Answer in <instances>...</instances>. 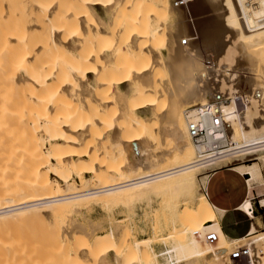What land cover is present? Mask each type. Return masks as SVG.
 <instances>
[{
    "label": "bare ground",
    "instance_id": "6f19581e",
    "mask_svg": "<svg viewBox=\"0 0 264 264\" xmlns=\"http://www.w3.org/2000/svg\"><path fill=\"white\" fill-rule=\"evenodd\" d=\"M48 1L44 0L41 5L36 4L40 6L37 8L45 11V14H54L58 23L68 21L65 22L66 25L69 22L79 24L78 18L83 16L85 10L91 11L98 21L100 18L94 12L95 7L103 6L102 9L105 11L108 8L107 13L110 9H116L113 14L118 17L113 18L120 24L117 25V30L124 21L127 22L123 24L124 27L135 24L133 26L136 28L132 30L136 31L138 39L134 41L135 38L132 39V35L127 36L130 34L128 33L120 40L121 36L118 35L119 41L111 39L113 42L105 43L113 54L116 51L117 55L119 51L121 54L125 53L117 56L118 58L112 57L120 58L119 62H116L117 65L113 66L115 61L112 64L110 60L109 67L104 62H107V59L103 61L104 70L109 67L110 76L114 73L112 78L107 76L103 67L97 70L100 65L96 66L93 63L92 59L95 56L91 59L92 65L85 62L81 64L83 58L81 47L84 46L81 43H84L77 40L76 36L71 40L69 36L61 37L62 35L53 32L56 33L53 39L45 42L35 40L31 46L32 42L21 41L25 38L15 42L17 37L13 35L15 40H12L13 37L11 40L15 43L11 42L12 47L18 46L17 50L21 52L16 65L19 71L0 73V117H3L1 120L4 117L17 116L19 105L26 109L30 107L33 112L29 111V114L26 113L27 116L22 118L26 117V123L29 120V123L34 124L36 131L47 134L51 143H48L50 146L45 151L42 142L44 138L38 137L39 142L35 136L34 141L31 140L34 144L29 147V152L13 153V149L12 153H4L5 155L0 157V264H22L21 253L23 251L24 254L26 249L24 248V251L20 246L19 229L24 222L25 226L29 225L30 222L26 221L35 224L33 222L36 220L42 227L49 229L64 224L65 229L63 222L65 219L83 210H91L95 205L101 207L117 203L126 205L137 198L159 195L168 197V194H172V197L177 193L183 197L181 200L183 208L179 215L181 222L177 224L172 218L167 226L165 225L172 230L169 234L154 236L158 230L162 231L163 226L156 221L151 229L153 233L151 237L131 240L129 237L133 238L131 233L134 230L128 225L129 222H123V219L114 223L112 221L111 224L109 222L110 227L104 235L96 234L94 232L96 229L93 228L94 233L82 232L85 230L83 227L81 228L83 230L66 228L62 232L59 228L56 234L53 233L54 237L50 232L53 239L50 241L52 243L50 252L48 250V253H51V257L48 256V264H107L104 255L109 253L114 255V264H126L125 260L127 262L131 258L134 260L130 264H233L228 256L230 251L238 246L249 249L250 264H264V236L252 234L257 231L255 223L250 227L251 235L241 239L226 237L220 227L223 211L214 207L203 192L210 177L207 171L224 166H230L232 171L244 176L249 189L254 190L264 185V0H256L250 4H246L244 0H188L181 6H174L172 0H68L69 5H65L68 10L64 8L65 11H60L63 15V18L61 17L63 20L60 21L61 15L56 9L64 2ZM2 2L0 0V6ZM122 12L127 15H123ZM130 16H133V19ZM83 17L84 20L85 16ZM121 17L124 19H119ZM149 17L156 20L157 26L148 28ZM164 21H171L173 24L170 27L166 25L167 23L164 24ZM53 26L51 24V28ZM111 31L109 29V33ZM161 33L163 38L160 36ZM183 38H187V43H181ZM7 41L1 42L9 46L11 43ZM156 41H160L164 46L166 58L156 54L154 50ZM128 45H131L128 50L133 49L131 54L124 49L126 46L129 47ZM207 50L212 53L211 59L207 60L208 66L206 62L201 64L198 62L203 51ZM5 52L7 50L4 54ZM49 52H55L54 58H51ZM126 53L130 55L125 56ZM11 54L14 55V52ZM48 55H51V59ZM7 60L2 61L6 63ZM9 62L11 63V60ZM218 65L219 67L224 65L222 67L226 69L222 70V73L228 72V79H222V76L226 75L222 73L218 81L213 80L216 76L214 78L211 76L212 80L209 79L211 66L212 68L216 66L214 68L217 71ZM115 66L120 70L114 69ZM159 68L169 70L166 71L169 78L166 79L168 81H164L165 83L155 80V72ZM100 70L104 73H99ZM86 74H91L93 78L90 77L95 81L100 80L98 84L104 87L102 89L101 85L99 87L96 83V87L102 90V94L98 95L103 97L98 98V95L93 97L95 98L93 103L102 101L99 107L104 109L107 102L111 105L106 107V109L110 107L107 109L108 113L106 109L103 111L97 107L99 111H94L90 118L84 119L85 121L81 120L82 118L76 120L78 112L67 113V110L63 111L62 108L72 104L74 100L78 103L83 101L84 105L86 96L91 97L89 95L91 89L87 90L90 83L86 82ZM100 74H106L107 79L104 75L101 77L104 80L101 81ZM197 79L201 81V85L199 82V85H196ZM241 82L248 86L247 92H239L238 84ZM124 83L128 86L127 95L124 97L126 99L124 101L123 95L118 91L120 95L118 97L116 93L117 101L121 96L122 101L119 102L124 103H119L121 108L115 109L112 104L116 102V98H110V102L106 97L109 93L114 94L115 87ZM185 84L188 85L185 87ZM95 89L92 88V92ZM105 90L106 93L103 92ZM73 93L75 97L77 96L76 99ZM90 97L91 102L93 99ZM205 104H210L212 106L210 113L215 114H210L209 119L201 118L221 126L219 128L217 124L207 126L205 136L207 140L204 139L197 144L188 133V120L191 119L190 116L197 114L199 106ZM23 108L21 114L26 110ZM112 108L117 110V112L114 110L117 114ZM141 110L148 111L150 115L141 116L139 114ZM112 112V118L116 115L114 122L112 118L107 119ZM152 119L158 121L154 127L151 125L153 129L147 124V121ZM220 137L222 148L218 151L213 148L212 142ZM92 139L104 141L108 144L104 145L107 148L101 146L104 142L99 145V142H92ZM53 141L55 143H52ZM94 143H99L101 151L96 150ZM74 156L77 161H74ZM247 157H255L254 160L257 162L239 163ZM197 171L203 173L199 179L200 192L194 197L192 189L195 184L194 174ZM85 172L88 173V177L84 176ZM72 176L78 177L79 183L76 186L74 179L70 183ZM194 191L196 192L195 188ZM259 202L264 206V195L259 198ZM252 208L250 198H246L239 206V209L248 213L254 221L257 219L251 211ZM65 221L70 223L69 220ZM73 221L72 224H77ZM27 227L29 231V226ZM209 231L216 233V240L213 242L206 240V233ZM26 238L24 241H28ZM155 240L160 241L162 246L157 252L153 248ZM122 257L125 259L124 262Z\"/></svg>",
    "mask_w": 264,
    "mask_h": 264
},
{
    "label": "rangeland",
    "instance_id": "374dc122",
    "mask_svg": "<svg viewBox=\"0 0 264 264\" xmlns=\"http://www.w3.org/2000/svg\"><path fill=\"white\" fill-rule=\"evenodd\" d=\"M3 2V4H2V6H0V62H2V64H0V66H2L3 67V69H1L0 70V73H11V72H17V71H19V68H16V65H17V63L19 62L18 60L20 59V56H19V54H21V52H19L17 49H19L18 48V46H14L13 45V47H12V43L11 42H14V41H12V40H15V37H17V40H15V42H20L19 41V39H23V38H25V39H23V40H21L22 42L23 41H25V42H32V43H30V45L32 46V44L35 42V40L38 42V40L40 41V42H45V40L47 41H49L50 39H53L52 37H54V35L56 34H53V32H57L58 34L57 35H62L61 37H67V36H69L68 38H70L71 40L72 39H75V36H76V38H77V40H82V42L84 43V44H82L81 43V45H84V46H82L81 48H82V50H81V48H80V50H81V53H82V55H83V58H81V60L83 61H81V64L82 63H84L85 62V64L87 63H89L90 65H92L93 63H95V65L96 64H98V65H100V66H98V65H96V66H98L97 67V70L98 69H101L100 67H103L102 65H104V63H103V61L105 60V59H107V62L106 61H104L106 64H108V66L109 65H111V63L113 64L114 63V61H115V64H113V66L114 65H117L116 64V62L118 63L119 62V60H120V58L119 59H117L118 57L117 56H120V55H123V54H125V53H123V54H121L120 52L121 51H119V55H117V52L118 51H116V52H114V54H113V51H111L110 52V50L108 49V45L106 46V44H108L110 41H111V39L113 40V41H115V40H117V41H119L121 38H124V36H126L128 33H130V34H128L127 36H129V37H132L133 36V38L132 39H134V41L135 40H137L138 38L136 37V31L133 29L132 30V28H136V26H133V25H135V24H132V25H128V26H123V24H126L127 22H125L124 21V23H121V28H119V30H117V28H118V26L117 25H119L120 26V24L116 21V19L115 18H117L118 16H115V14H113L114 12H116V9H110L109 11H108V13H107V10H108V8L106 9V11L104 10V9H102V8H104L103 6H100L99 7V9H102L103 11H104V15L105 16H102V15H100L99 13H95L96 14V16H99L98 18H100V19H98V21L97 20H95V17L91 14V11L89 12V11H87V10H85L84 12H83V16H85V19L83 20V18L81 17V18H78V21L81 23H79L78 21H77V23H79V24H76L75 22L74 23H72L71 24V22H69V23H67L68 25H66V23L65 22H68V21H64L62 24H61V22H59L58 23V21L55 19V15L54 14H51V13H47V14H45V11H42V10H40L39 8H37V6L38 7H40L39 5H41L43 2H44V0H2ZM9 1V2H8ZM29 1V2H28ZM46 1H48V0H46ZM60 1V0H59ZM64 3H63V2ZM33 2V3H32ZM42 2V3H41ZM48 2H50V1H48ZM69 1L68 0H61L60 1V3H63V5L61 6L60 5V7H57V8H59V9H56L57 11L59 10V15H61V16H59L58 14H56L57 16H59L60 17V19H59V21L60 20H63V19H61V17L63 18V15L60 13V11L62 12V11H65V10H63L64 8L66 9V10H68V8H67V6H65V5H69V3H68ZM35 3V4H34ZM41 3V4H40ZM59 3V2H58ZM58 3H57V5H58ZM8 6H7V5ZM33 4H34V6H33ZM36 4H39V5H37L36 6ZM13 5V6H12ZM10 6V7H9ZM31 6H33V7H31ZM65 6V7H64ZM9 7V8H8ZM63 7V8H62ZM69 7V6H68ZM70 8V7H69ZM38 9H39V11H38ZM62 9V10H61ZM7 10V11H6ZM10 10H12L11 11V13H10ZM9 11V12H8ZM44 14H43V13ZM126 12V11H125ZM125 12H122V14L124 15V14H126ZM53 13V12H52ZM130 14H132V13H130ZM13 15V16H12ZM127 15V14H126ZM9 16V17H8ZM122 16V15H121ZM14 19H13V18ZM18 17V18H17ZM113 17H115V18H113ZM123 17H125V16H123ZM123 17H121V18H119V19H121V20H123L124 18ZM129 17V16H128ZM16 18V19H15ZM97 18V17H96ZM102 18V19H101ZM126 18V17H125ZM130 18H132L133 19V16H130ZM80 19V20H79ZM82 19V20H81ZM119 19H118V21H119ZM55 20V21H54ZM99 20H102L101 22L99 21ZM84 21V23H82V22ZM116 21V22H115ZM148 21V20H147ZM153 21H154V23H153ZM53 22H54V24H53ZM120 22H123V21H120ZM149 23H147V26H148V24H149V27L148 28H152L151 26H153L154 27V25L155 26H157V23H156V20H154L153 18L151 19L150 17H149V21H148ZM152 22V23H151ZM52 24V26L53 25H55V26H53L52 28H51V24ZM65 23V24H64ZM101 23H103V24H101ZM112 23V24H111ZM151 23V24H150ZM165 23H167L166 25L168 26H172V22L171 21H164V24ZM75 24H76V26H75ZM83 24V25H82ZM103 25V26H101V25ZM153 24V25H152ZM50 25V26H49ZM59 25V26H58ZM78 25V26H77ZM82 25V26H81ZM106 25V26H105ZM110 25V26H109ZM27 26V27H26ZM34 26V27H33ZM61 26V27H60ZM70 26V27H69ZM72 26V27H71ZM81 28H80V27ZM83 26H85V28L83 27ZM94 26H95V29H93L94 28ZM97 26V27H96ZM112 26H114L112 29H111V27ZM117 26V27H116ZM123 26V27H122ZM130 26H132L130 29H129V27ZM55 27L57 28V29H55ZM76 27V28H75ZM82 27H83V29H82ZM102 27H106V28H102ZM109 27V28H108ZM39 30H38V29ZM64 28V29H63ZM72 28V29H71ZM98 28V29H97ZM33 29V30H32ZM55 29V30H54ZM105 29V30H104ZM109 29H110V33H109ZM37 30V31H36ZM49 30V31H48ZM82 30V31H81ZM91 30V31H90ZM93 30V31H92ZM115 30H116V33L117 34H115ZM123 30V31H122ZM26 31V32H25ZM48 31V32H47ZM114 31V32H113ZM120 33L121 31V33L119 34L118 32ZM129 31V32H128ZM134 31V32H133ZM82 32V33H81ZM85 32V33H84ZM92 32H94V33H92ZM112 32H113V34H112ZM124 32V33H123ZM41 33V34H40ZM47 33V34H46ZM7 34V35H6ZM28 34V35H27ZM31 34V35H30ZM33 34V35H32ZM38 34V35H37ZM76 34V35H75ZM79 34V35H78ZM121 34H123V35H121ZM7 36V38H6V36ZM12 35V36H11ZM13 35H15V37L13 36ZM19 35V36H18ZM23 35V36H22ZM94 35V36H93ZM111 35V36H110ZM118 35H120L121 37H119ZM132 35V36H131ZM11 36V37H10ZM26 36V37H25ZM49 36V37H48ZM113 36V37H112ZM135 36V37H134ZM161 38H163V36H162V33H161ZM9 37H10V39H9ZM12 37H13V39H12ZM20 37V38H19ZM22 37V38H21ZM30 37V38H29ZM39 37V38H38ZM111 37V38H110ZM118 37H119V40H118ZM6 38V39H5ZM81 38V39H80ZM117 38V39H116ZM3 39V40H2ZM7 39H8V41H7ZM12 39V40H11ZM89 39H91V40H89ZM7 41V42H9V43H11L9 46H7V45H3L2 44V42L1 41H3V42H5V41ZM84 40H86V41H84ZM160 40V39H159ZM161 40H163V39H161ZM113 41H111V42H113ZM14 42V43H15ZM106 42H108V43H106ZM157 42V41H156ZM95 43H96V45H95ZM106 43V44H105ZM98 44V45H97ZM105 44V45H104ZM128 44H131V43H128ZM154 45H156L155 46V48H154V50H156L155 52H156V54H158L159 55V57H160V55H161V57L163 56L164 58H166V51L164 50V46L162 45V43L160 42V41H158L157 43H155ZM8 47L7 49H6V47ZM106 46V47H105ZM129 46V45H128ZM131 46V45H130ZM130 46L129 47H127L126 46V48H124L125 50H126V52H128V53H132V51H133V49H132V51H130V50H128V48L130 49ZM133 46V45H132ZM11 49H10V48ZM105 47V48H104ZM185 46H183V48H184ZM16 48V49H15ZM86 49V50H85ZM124 49H122L123 51H124ZM2 50V51H1ZM7 50V52H5L6 54H4V51H6ZM10 51V52H9ZM12 51V52H11ZM210 51V50H209ZM2 52V53H1ZM14 52V55L13 54H11V53H13ZM17 52V53H16ZM111 53V56H110V53ZM7 53H8V56H7ZM85 53V54H84ZM89 53V54H88ZM103 53V54H102ZM116 53V54H115ZM128 53H126V55L125 56H129L128 55ZM49 54H51L52 55V57L51 58H54V56H55V52H49ZM6 55V56H5ZM13 55V56H12ZM50 55V56H51ZM84 55H86V56H84ZM102 55H103V57H102ZM105 55V56H104ZM106 55H107V57H106ZM3 56V57H2ZM5 56V57H4ZM19 56V57H18ZM49 56V55H48ZM47 56V57H48ZM50 56H49V59H51L50 58ZM94 56H95V58H94ZM100 56V57H99ZM114 56H116L117 58H112V57H114ZM124 56V57H125ZM7 57V58H6ZM17 57V58H16ZM85 57V58H84ZM88 57V58H87ZM99 57V58H98ZM104 57H106V58H104ZM211 57H212V53H210V52H208V50L207 51H203V53H202V55H201V57L199 58V63L201 64V63H204V62H206L205 64L208 66L209 64H208V62L209 61H207L208 59H211ZM92 58H94V59H92ZM103 60H102V59ZM109 58V59H108ZM122 58H123V56H122ZM121 58V60H123ZM6 59H8L7 61H5L6 63H4V61H2V60H6ZM91 59L93 60V63L91 64ZM96 59V60H95ZM100 59V60H99ZM9 60H11V63L9 62ZM17 60V61H16ZM87 60V61H86ZM98 60V61H97ZM110 60H112L111 61V63H108V62H110ZM205 60V61H204ZM150 61V60H149ZM9 62V63H8ZM14 62V63H13ZM96 62H99V63H101V64H99V63H96ZM150 63V62H149ZM88 64V65H89ZM8 65L10 66V67H8ZM84 65V64H83ZM7 67V69L5 68V67ZM222 66H224V65H222ZM222 66H220L219 67V65H218V67L219 68H217V71L215 70V68H216V66H213V68H212V66H211V69L212 70H210L209 71V73H208V77H209V79H213L215 76H216V78H214L213 80L214 81H218V80H220L221 78H220V76H222V70H225L226 68L225 67H222ZM107 67V66H106ZM109 67H111V66H109ZM109 67H107V69L106 70H108V71H106V70H104V67H103V71H105V73L107 74V76H110V73H108L111 69L109 68ZM118 67V66H117ZM116 66L114 67V69L115 68H117ZM215 67V68H214ZM221 68V69H220ZM12 69H14V70H12ZM219 69H220V71H219ZM113 70V69H112ZM117 70H120V69H118L117 68ZM216 71V72H214L213 73V71ZM231 70V69H230ZM5 71V72H4ZM102 70H100V71H98L99 73L101 72V73H104ZM114 71V70H113ZM167 72H169V70H166ZM165 71V69L163 70V69H161V68H159V70H157L156 72H155V80H157V81H159V82H161V83H165L166 81H168V80H166V79H168L169 78V76H167L169 73H167ZM112 72V71H111ZM117 72V71H116ZM119 72V71H118ZM211 72H212V75H211ZM122 73V72H121ZM215 73H218L217 75H214ZM220 73V74H219ZM222 73V74H221ZM225 74H223V75H225L224 77L222 76V79L223 78H227L228 79V75H227V73L228 72H224ZM106 74H104L105 75V77H104V75H101L100 74V78L99 79H102L101 77L103 76L105 79H107L106 78ZM97 75H98V73H97ZM114 75V73L113 74H111V76H112V78L114 77L113 76ZM116 75V74H115ZM240 76H241V73L239 74ZM93 78V76L91 75V74H86V77H87V79H86V82L88 83H90L89 84V88L87 89L88 91L91 89V92H89V95H91V97L90 96H86V99H85V103H84V105H83V101H81V102H77V100H74V101H72L73 103V105L72 104H70V105H68L67 104V106L65 107H63L62 109H64L63 111H66L67 110V113H70V112H74V113H76V112H78L77 113V116H76V120H78L79 118H82L81 120H84V119H87V118H90V116H92L93 115V113H94V111H99V109L98 108H101V107H99L100 106V103L102 102V101H100V103L99 102H96V104L95 103H93V102H95L94 100H95V98H93V97H97V95L98 94H102V90H100L101 88H102V85L101 84H98V82L100 81H95V80H93L91 77ZM110 76V77H111ZM213 78H212V77ZM243 76V75H242ZM85 77V78H86ZM90 77V79H89V81H88V78ZM109 77V78H110ZM96 79H98V77H96ZM216 79V80H215ZM227 79H225L226 81H227ZM104 79H102L101 81H103ZM161 80H163V81H161ZM95 81V82H94ZM165 81V82H164ZM158 82V83H159ZM195 82H196V80H195ZM199 81H198V79H197V82H196V85H199V83H200V85H201V81L198 83ZM244 82V81H243ZM243 82H241L240 84H238V90H239V92L240 93H242V92H247L248 90H249V88H248V86H246V84H244ZM96 83L99 85V87H100V85H101V88L99 89V87H96L97 85H96ZM100 83V82H99ZM187 83V82H186ZM88 85V84H87ZM91 85V86H90ZM188 85V84H187ZM186 84H185V87L187 86ZM184 86V85H183ZM95 87H96V89H95ZM239 87H240V89H239ZM92 88L93 89H95V90H93V92H95L96 90L98 91V90H100V91H98V92H95V93H93L92 92ZM98 88V89H97ZM102 89H104V87L102 88ZM128 89V86H126V84L124 83V84H121L119 87H115V90L114 91H116L114 94H112V93H109L108 92V90H107V92L109 93V96L108 97H106V98H108L107 100L108 101H110L111 102V99L110 98H113V97H117L116 95V93H118V97H119V95L121 94V95H123V100L125 101V99L126 98H124V97H126V90ZM248 89V90H247ZM120 92V94H119V92ZM103 92H105L106 93V90L105 91H103ZM78 94H80V93H78ZM78 94H76V95H78ZM104 94V93H103ZM112 95V96H111ZM73 97H75V93H73ZM77 97V96H76ZM76 97H75V99H76ZM89 97L91 98V99H93L91 102L89 101L90 99H89ZM103 97V96H102ZM102 97H100L99 95H98V98H102ZM104 97V98H105ZM117 97V98H118ZM97 98V99H98ZM115 98H113V99H115ZM115 99L116 100V102H113V106H115L114 108L116 109L117 107H119V108H121L120 106H119V103H124V101L123 102H119L120 100L122 101V97L120 96V100L119 101H117L118 99ZM76 101V102H75ZM88 101V102H87ZM98 101V100H97ZM112 101H114V100H112ZM117 102H118V104H117ZM77 103V104H76ZM88 103V104H87ZM98 103V104H97ZM104 103V102H103ZM91 104V105H90ZM114 104H116V105H114ZM120 104V105H121ZM187 104V103H186ZM72 105V106H71ZM86 105V106H85ZM93 105V106H92ZM98 105V106H97ZM102 105V104H101ZM111 105V103H109V105H108V102H107V104H106V107L107 106H110ZM123 106V105H122ZM190 106H192V105H190ZM98 107V108H97ZM106 107H105V109H106ZM18 108H19V111H18V115L17 116H13V118H11L12 119V121H10V118L9 117H6V118H8V120L4 117V119H2L1 120V118H3L2 116L0 117V157L4 154V153H9V152H11L12 153V151H13V149H14V151H13V153H17L18 151H20L21 153H23V152H25L26 153V151H28L29 152V147L31 148V146L34 144V138L33 137H35L36 136V141L39 139V142H40V138H44V140L42 141V142H44L43 143V148H44V150L46 149H48L49 148V146L50 145H48V143L50 144L51 143V141L49 140L50 138L48 137V135L47 134H44L43 132L41 133L40 131H36V129L34 128V124H31V122L29 123V120H28V123H26L25 122V118L23 119L22 117L23 116H25L26 115V113H27V115L29 114L28 112L29 111H31V112H33L31 109H30V107H27V109H26V107H22V105H19L18 106ZM22 108H23V110H25L24 111V113L23 114H21V110H22ZM66 108V109H65ZM75 108V109H74ZM88 108V109H87ZM96 108L98 109V110H96ZM108 108H110V107H108ZM107 108V109H108ZM114 108H112L113 109V111L115 110ZM156 108V107H155ZM62 109H60V110H62ZM94 109V110H93ZM101 109H103V111H105V109L104 108H101ZM106 109V113H108V110ZM116 112H117V110H115ZM114 111V112H115ZM72 112V113H73ZM110 112H111V110H110ZM109 112V113H110ZM115 112V113H116ZM81 113V114H80ZM114 113V114H115ZM90 114V115H89ZM117 114V113H116ZM141 116H149L150 114H149V112L148 111H145V110H141L140 111V113H139ZM26 115V116H27ZM81 116V117H80ZM83 116L85 117V118H83ZM112 116H113V112H112V114H110V117H108L107 119H109L110 120V118H112ZM116 116V115H115ZM115 116H114V118H115ZM19 118H20V120H19ZM114 118H112L111 120L114 122ZM15 119V120H14ZM24 120V122H23V120ZM116 119V118H115ZM149 119V118H148ZM5 120H6V122H5ZM19 120V121H18ZM80 120V119H79ZM21 121V122H20ZM85 121V120H84ZM148 123V125L149 126H155V125H157L158 123V121H156V120H154V119H152V120H150V121H147ZM5 123V124H4ZM153 123V124H152ZM157 123V124H156ZM27 124V125H26ZM28 126V127H27ZM152 126H151V128H152ZM33 127V128H32ZM28 128V129H27ZM33 129L35 130V131H33ZM153 129V128H152ZM151 131H153V130H151ZM37 132V133H36ZM41 134V135H40ZM12 135V136H11ZM38 137H40V138H38ZM48 137V138H47ZM92 138V137H91ZM33 139V141H31ZM42 140V139H41ZM50 142H49V141ZM28 141H31L30 143L28 142ZM92 142H99V143H94V144H96V146L94 145V147H96V150H100L101 151V146H103L104 147V145H108L107 143H105L104 141H102V142H104L102 145H101V141L100 140H94V139H92L91 140ZM90 141V142H91ZM91 142V143H92ZM107 142V141H106ZM108 142H110V141H108ZM24 143V144H23ZM27 143H28V145H27ZM52 143H55V141H53ZM154 143H156V142H154ZM31 144V145H30ZM46 144V145H45ZM101 145V146H99V145ZM26 145V146H25ZM97 145H98V148H97ZM19 146V147H18ZM24 148H23V147ZM46 146V147H45ZM60 146V145H59ZM20 147H22L21 149H20ZM28 147V148H27ZM48 147V148H47ZM106 147V146H105ZM105 147H104V149H105ZM20 150H19V149ZM100 148V149H99ZM107 148V147H106ZM15 149H17L16 151H15ZM12 150V151H11ZM25 150V151H24ZM45 150V151H46ZM95 150V151H96ZM5 155V154H4ZM73 159H74V161L76 160H78L75 156L73 157ZM255 159V157H247V158H244V159H242L241 161H239V163H242V164H252L253 162H257L256 160H254ZM225 167V166H224ZM228 168H230V166H227ZM227 167H225V168H227ZM212 171H214V170H211V171H207V173H211ZM199 171H197L196 172V174H194L195 176H194V180H195V184H194V187H193V189H192V192H194L193 194H192V196H196V194L197 193H199L200 192V186H199V179L201 178V174L203 173V172H199ZM236 173V172H235ZM237 175H238V177L241 179V182L239 183V184H237L236 183V181H235V175H234V173H227V175L225 176V177H223V179L221 178V176H217V181H215V182H218L217 183V185H218V187H222L223 186V184H228V185H236V188L238 189V191L240 192L241 191V193L243 194L244 192H245V185H244V178L242 177V176H240L238 173H236ZM52 175V174H51ZM84 176H86V177H88V173L87 172H85L84 173ZM52 177V176H51ZM72 179H74L73 181H74V185L76 186V184H78L79 183V180H78V177H76V176H72V178L70 179V183H72ZM63 184V183H62ZM73 185V186H74ZM194 188H195V190H196V192L194 191ZM221 189V188H220ZM171 195L172 194H168V197L166 196V195H164V196H162V195H159V196H151V197H149V198H151V200L149 201V198L148 197H142V199H140V198H137V199H135V200H133V201H130L129 203H126V205H124V204H119V203H117V204H114V205H109V207L107 206V207H101V206H99V205H95V206H92V208H91V210H83L81 213H79V214H74L73 215V217H71V218H67V219H65V220H67V222H68V220L70 221V223L68 222V223H66V221L64 220L63 222L65 223V226H66V230H70V228L72 227V228H82L83 227V229H85V230H83V229H81V230H83L82 232H87V233H89V232H93V229H96V230H94V232L96 233V234H98V235H104L106 232H107V230L109 229V227H110V225H109V222H110V224L112 223V221H113V223L114 222H116L117 220H122L123 222H129V226H131L130 228L131 229H133L134 230V232H132L131 234L133 235V238L132 237H129V238H131V240H134V238L135 239H139V238H148V237H151L152 235H153V233H152V226H154V222H156V221H159L160 223H162V225L163 226H161L162 228H161V230L162 231H157L156 232V235H154V236H165V235H167V234H169V232H172V230L169 228V227H165V225L167 226V223H169L170 221H171V219L172 218H174L175 219V221L177 222V224L178 223H180L181 222V220H180V214H181V212H182V208H183V206H181V200L183 199V197H182V195H180V194H175V195H173L172 197H171ZM262 195H264V185L263 186H261V187H257V188H255L254 190H252L251 191V194H249V196H250V198H251V202H253V199L254 198H256V199H259ZM166 196V197H165ZM179 196V197H178ZM145 198V199H144ZM166 198V199H165ZM173 198V199H172ZM180 198V199H179ZM163 200V201H162ZM180 200V202H178ZM172 201V202H171ZM174 201V202H173ZM177 201V202H176ZM167 203V204H166ZM128 204V205H127ZM170 205V206H169ZM173 205V206H172ZM177 205V206H176ZM113 206V207H112ZM133 206V207H132ZM254 206V208H255V214L256 215H260V214H262L263 213V209H264V207L263 208H260L259 206H258V204H257V202L253 205ZM128 207H130V208H128ZM179 207H181V208H179ZM174 209L176 210V211H178V212H176V211H174ZM129 210V211H128ZM128 212V213H127ZM164 212V213H163ZM176 213V214H175ZM254 214V215H255ZM158 215V216H157ZM244 215H245V213H244ZM255 215V216H256ZM128 218H127V217ZM246 216V215H245ZM181 217H182V215H181ZM232 214L231 213H229L226 217H225V219H224V222H223V225H224V229H225V231L226 232H228V233H230V234H243L244 232H245V230L247 229V227H248V220H247V218L246 219H243V220H241L238 224H234L233 223V220H232ZM76 218V219H75ZM127 219V221H126V219ZM165 218V219H164ZM178 218V219H177ZM130 219V220H129ZM178 221H177V220ZM74 220L75 221V223H77V224H75L76 226H78V224H79V226L78 227H75V225L74 224H72V221ZM132 220V221H131ZM155 220V221H154ZM258 220V221H257ZM257 220H255V221H257V223L260 225V223H259V221H261V216H259L258 217V219ZM73 221V222H74ZM77 221V222H76ZM180 221V222H179ZM27 223H29V225L27 224V226H29V231H27L28 229V227L27 226H25V222H24V224L22 225V228H23V230H22V228L20 227V229H19V236H20V242L22 243H20V246L23 248V250L25 251V249H26V251L24 252V254H23V251H22V255H21V261H22V264H36V262H37V264H39L40 262L42 263V264H45L46 262V264H48V262H49V259H48V256L49 257H51V253H48V250H49V252H50V248H52L50 245H52V243H50V241H52V239H53V237L55 236V234L59 231V228H60V231L62 232V230H65L64 229V224L63 225H60L59 227H57L56 225H55V227H54V229H51V228H53V227H51V226H49V227H51L50 229L48 228V227H45L44 225V227H42L40 224H38V222H36V220H34V222L33 223H35V224H31V221H26ZM117 222H119V221H117ZM132 222V224H130ZM133 223H134V225H133ZM31 224V225H30ZM69 224V225H68ZM71 224V225H70ZM23 226H25V227H23ZM41 226V227H40ZM69 227V229H68V227ZM74 226V227H73ZM85 226V227H84ZM94 226V227H93ZM88 227H89V229H88ZM97 227V228H96ZM32 228V229H31ZM56 228V229H55ZM93 228V229H92ZM135 228V229H134ZM258 228V227H257ZM26 229V230H25ZM90 229H92V230H90ZM27 231V232H25V231ZM48 230V231H47ZM53 230V231H52ZM79 230V229H78ZM143 231V232H141V231ZM25 234H23L22 232ZM55 231V232H54ZM22 234H21V233ZM52 233V235H53V233H55L54 235H53V237L52 236H50V234ZM93 232V233H94ZM138 233V234H137ZM21 234V235H20ZM27 234V235H26ZM30 234H31V236H30ZM48 234H49V237H48ZM131 234H129L130 236H132ZM47 235V236H46ZM28 236H30V237H28ZM36 236V237H35ZM25 237H27L26 238V240H28V241H24L25 240ZM39 237H41V239L39 238ZM44 237V238H43ZM46 237H48V238H46ZM52 237V238H51ZM22 238V239H21ZM51 238V239H50ZM36 239V240H35ZM45 239V240H44ZM32 240V241H31ZM38 240H40V241H38ZM46 240H47V242H46ZM29 241H31L32 243H34L35 241H38V243H34V245H32V243L31 242H29ZM42 241V242H41ZM158 240H155V242H153V248H154V250L157 252V251H159V250H161L162 249V246H161V243H160V241H158ZM26 242H27V244H26ZM44 242V243H43ZM25 243V244H24ZM30 244V245H29ZM41 244V245H40ZM27 245V246H26ZM29 245V246H28ZM32 245V246H31ZM38 245H39V247H38ZM43 245V246H42ZM33 247V248H32ZM25 248V249H24ZM42 248V249H41ZM47 248V249H46ZM29 249H33L32 251H30ZM40 250V252H38L39 250ZM36 250H38V251H36ZM43 250V251H42ZM44 250H45V252H44ZM27 252V253H26ZM30 252H31V254H30ZM33 252V253H32ZM34 252H37V253H34ZM40 253V254H39ZM46 256L47 255V257H45L43 254ZM26 254V255H25ZM28 254V255H27ZM37 254V255H36ZM42 254V255H41ZM49 254V255H48ZM43 256V257H41V256ZM23 256V257H22ZM32 258H31V257ZM36 256H38L37 257V260H35V258H36ZM24 260H23V259ZM29 258V259H28ZM34 258V259H33ZM40 258V259H39ZM42 258V259H41ZM104 258H105V260H106V262H108L107 264H112L113 262H114V255L112 254V253H109L108 255H104ZM109 258V259H108ZM123 258V257H122ZM122 258H121V260H122ZM32 259V260H31ZM31 262H30V261ZM40 260V261H39ZM44 260H45V262H44ZM124 258H123V260H122V262H124ZM132 260H134V259H132L131 258V260H127V262H126V260H125V263L126 264H130L131 262H132ZM29 261V262H28ZM32 261H34V263L32 262ZM23 262H25V263H23ZM40 263V264H41ZM114 264V263H113Z\"/></svg>",
    "mask_w": 264,
    "mask_h": 264
},
{
    "label": "crops",
    "instance_id": "0c3cea01",
    "mask_svg": "<svg viewBox=\"0 0 264 264\" xmlns=\"http://www.w3.org/2000/svg\"><path fill=\"white\" fill-rule=\"evenodd\" d=\"M94 12L99 13L102 16H105L104 11L102 9L95 7ZM227 173H234L235 181L237 184L241 182V179L238 177V175L234 171H232L230 168L220 167L210 173V177L205 187L206 193H205V190L203 192L206 198L208 199V201L214 207L223 211V214L220 218V227H221L223 234L229 238L241 239L244 237L242 235L248 230V227L243 234H230L225 231L223 222H224L225 217L229 213L232 214L231 218L234 224H238L241 220L246 219V216L244 215V213L239 210L238 205L239 204L241 205L245 201L246 198H250L249 194H251V191L253 189H249L248 187H246L245 177L242 175L240 176L244 178V185H245V192L243 194L241 193V191L240 192L238 191V189L236 188V185L233 186V185L223 184L222 187H218L217 185L218 182H215L217 181V176L219 175L223 179V177H225ZM252 206H253V203H252ZM255 217L256 219H258L259 215H256ZM260 222L261 221H259V223ZM252 223H255L257 227L259 226V224L255 220L252 221Z\"/></svg>",
    "mask_w": 264,
    "mask_h": 264
},
{
    "label": "built area",
    "instance_id": "2783aa9c",
    "mask_svg": "<svg viewBox=\"0 0 264 264\" xmlns=\"http://www.w3.org/2000/svg\"><path fill=\"white\" fill-rule=\"evenodd\" d=\"M188 0H172L174 6H181L184 5ZM256 0H244V2L246 4H250V3H254ZM182 44L187 43V38H183L181 40ZM217 105V104H216ZM211 105L210 104H205L203 106H199L198 108V112L197 114H194L193 116H190L191 119L188 120V130H189V135L192 138V140H194L195 143L199 144L200 142H202L204 139L207 140L206 136V127H212L213 125H216L217 123H212V122H208L203 120L202 118L205 119H209L210 114L214 115L215 112L210 113L211 110ZM200 116V117H199ZM188 117V118H190ZM202 117V118H201ZM216 122V121H214ZM219 126H221V124H217V128H219ZM216 128V127H215ZM221 137L216 141L212 142L213 148L218 149V151H220L219 148L221 147V143H220ZM245 184L246 187L248 186L245 180ZM205 193H206V189ZM257 202L258 206L260 208H263L264 206H261L259 199L254 198L253 199V205ZM240 205V204H239ZM238 205V207H239ZM240 210V209H239ZM241 212L245 213L246 218L248 220V230L242 235V236H248L251 235L249 234L250 231V227L252 225V217H250V215L248 213H246L245 211L240 210ZM252 213L255 214V208L253 206V208L251 209ZM256 215V214H255ZM259 216H261V223L257 228V231L252 233V234H263L264 236V209H263V213L260 214ZM206 240L213 242L216 240V233L209 231L206 233ZM229 259L233 261V264H250L251 261V253L249 252V249L245 246H238V247H234L230 253H229Z\"/></svg>",
    "mask_w": 264,
    "mask_h": 264
}]
</instances>
